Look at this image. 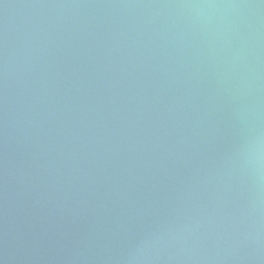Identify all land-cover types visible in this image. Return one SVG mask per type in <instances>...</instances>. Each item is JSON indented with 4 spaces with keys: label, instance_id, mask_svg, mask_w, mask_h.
<instances>
[{
    "label": "water",
    "instance_id": "water-1",
    "mask_svg": "<svg viewBox=\"0 0 264 264\" xmlns=\"http://www.w3.org/2000/svg\"><path fill=\"white\" fill-rule=\"evenodd\" d=\"M0 264H264V0H0Z\"/></svg>",
    "mask_w": 264,
    "mask_h": 264
}]
</instances>
